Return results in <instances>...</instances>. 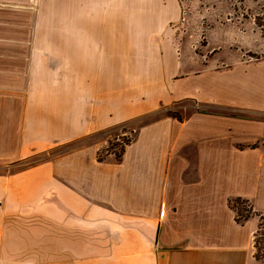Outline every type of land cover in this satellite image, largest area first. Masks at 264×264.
<instances>
[{
	"label": "crops",
	"instance_id": "obj_1",
	"mask_svg": "<svg viewBox=\"0 0 264 264\" xmlns=\"http://www.w3.org/2000/svg\"><path fill=\"white\" fill-rule=\"evenodd\" d=\"M39 5L0 0V264H259L264 121L163 116L119 161L88 146L10 171L181 101L237 108L177 92V0H68L52 29Z\"/></svg>",
	"mask_w": 264,
	"mask_h": 264
},
{
	"label": "rangeland",
	"instance_id": "obj_2",
	"mask_svg": "<svg viewBox=\"0 0 264 264\" xmlns=\"http://www.w3.org/2000/svg\"><path fill=\"white\" fill-rule=\"evenodd\" d=\"M37 2L40 4L39 12L45 17L46 29H52L57 23L52 20L66 19L68 0H29V4ZM164 2L168 4L169 0ZM177 2L181 17L171 22L165 34V39L168 37L176 48L177 56L173 53L166 55L167 67L171 66V72L183 77L177 81V92L237 108L202 106L190 100L181 101L131 121L123 131L119 127L106 130L35 155L29 161L11 167V172L88 146L97 147V156L104 158L109 156L107 151L116 153L124 141L133 138L135 132L130 133L133 128L137 130L141 125L165 116L167 110L180 118L199 110L264 121V34L254 24L255 18L264 15V0ZM239 108L258 109L263 113ZM235 206L238 210L244 208L249 212L248 204ZM260 224L264 225V222L260 221ZM256 241L258 250H255V255L259 264H264V237L257 236Z\"/></svg>",
	"mask_w": 264,
	"mask_h": 264
},
{
	"label": "trees",
	"instance_id": "obj_3",
	"mask_svg": "<svg viewBox=\"0 0 264 264\" xmlns=\"http://www.w3.org/2000/svg\"><path fill=\"white\" fill-rule=\"evenodd\" d=\"M262 22H264V15H263V17H260V18L257 17V18H255L254 24H255L256 27L260 30V32H261L262 34H264V25L262 24ZM161 108H164V107H161ZM195 111H197V112H203V111H199V110H195ZM165 116H166V117L174 118V119H176V120H178V121H182V118L170 114L168 110L165 112ZM130 122H131V121H130ZM130 122L124 123V124H122V125H119V126H117V127L111 128V129H115V128H118V127H119V128H121V130L123 131V130H124L123 128H124L127 124H129ZM141 126H142V125H141ZM111 129H109V130H111ZM134 131H135V129L133 128V129L130 131V133H132V132H134ZM130 142H131L130 139H129V140H126V141H124L123 144L120 146V148L118 149V152H116V153H109V152L107 151L106 154H107V155H113L114 158H115L117 161H119V160L121 159L122 155H123V152H124L125 147H126L127 145H129ZM98 159L101 160V159H103V157H100V156H99ZM241 204H247V202H245V201H241L240 199H235V200L229 202V206L231 207V209L235 210V212H236V221L239 222V223H241V222L247 220L248 218H250L251 216L254 215V213L252 212L251 207H249V212H248L247 210H245L244 208L241 209V210L236 209V206H235V205H241ZM262 228H264V225H261V224H260L259 227H258V230H257V232H256V234H255V237H254V248H255V250H258V248H257V241H256L257 236L264 237V230H263ZM255 259L258 261L256 255H255Z\"/></svg>",
	"mask_w": 264,
	"mask_h": 264
}]
</instances>
